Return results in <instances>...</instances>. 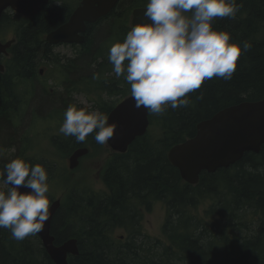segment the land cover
I'll list each match as a JSON object with an SVG mask.
<instances>
[{
    "label": "trees",
    "instance_id": "1",
    "mask_svg": "<svg viewBox=\"0 0 264 264\" xmlns=\"http://www.w3.org/2000/svg\"><path fill=\"white\" fill-rule=\"evenodd\" d=\"M124 1L130 9L148 2L120 0V6L113 7L111 14L101 20L104 28L94 27L100 22L87 24L84 41L76 55L81 56L79 62L74 56L61 65L51 64L55 70L42 66H46L51 75L59 74L65 80V75L86 78L80 82L82 90L97 97L95 105L104 115L119 100L109 105L101 102L100 96L104 92L115 93L118 81L111 79L113 66L108 54L101 53L96 43L102 35L106 37L116 30L120 35L114 34L115 37L124 36L120 41L123 42L131 28L110 20L116 19L110 16L122 11ZM236 3L240 7L234 19L225 17L213 21L216 30L230 33V42L251 44L238 58L232 79L205 80L199 89L189 94L187 107H169L163 115L156 116L149 112V125L155 129L154 133L147 131L135 138L124 154L109 155L101 168L99 178L105 191L79 188L80 185L69 178L67 166L60 161L86 145L92 146V155L104 150L103 145L96 143L95 133L89 134L85 142H77L73 136L55 135L50 144L53 152L42 157L26 155L29 143L22 145L27 160L15 151L7 161L3 162V155L0 156V170L12 159L23 157L30 165L45 167L48 182H53L51 186L66 190L61 206L52 217L51 234L55 244L69 237L76 239L78 254L69 256V264H264V144L257 154L245 153L228 168L214 173L202 172L194 186L183 182L178 170L166 158L172 145L195 134V126L202 119L230 105L264 98V0H236ZM69 13L66 3L56 5L50 0L32 17L7 12L1 16L0 27H13L16 38L8 49L10 57L2 59L5 71L0 72V149L3 151L13 148L17 141L9 128L17 125L16 103L24 105L23 113L32 96V88L25 87L24 81L34 78L42 58L51 59V45L44 41L43 35L63 23ZM93 50L97 54L92 55ZM88 64L94 66L92 75L86 71ZM90 76L92 78H87ZM121 80L125 81L124 77ZM38 81L43 86L42 76ZM121 93L125 95V91ZM48 97L50 107H45L48 99L43 97L37 113L57 111L63 121L69 105L86 108L67 98L66 107H55L53 104L58 102L55 95ZM0 190L6 192L7 188L0 186ZM201 200L210 201L204 214L212 216V222L211 217L204 221L195 211ZM153 202L162 203L165 209L160 239L142 232L143 214L151 211ZM213 216L223 221L217 223ZM117 228L124 231V240L113 236ZM0 264L52 262L36 235L17 241L9 229L0 228Z\"/></svg>",
    "mask_w": 264,
    "mask_h": 264
},
{
    "label": "clouds",
    "instance_id": "2",
    "mask_svg": "<svg viewBox=\"0 0 264 264\" xmlns=\"http://www.w3.org/2000/svg\"><path fill=\"white\" fill-rule=\"evenodd\" d=\"M239 7L236 0H148L143 13L148 22L134 25L108 54L115 76L130 85L135 106L163 115L169 107H187L189 94L205 80H231L238 58L251 44L230 42V33L216 30L213 21L234 19ZM114 131L106 115L76 105L67 107L59 127L77 142L95 133L100 145L107 144ZM0 180L9 186L6 192L0 190V228L9 229L17 241L42 231L50 215L45 167L12 159L0 170ZM22 187L30 191L22 192Z\"/></svg>",
    "mask_w": 264,
    "mask_h": 264
},
{
    "label": "water",
    "instance_id": "3",
    "mask_svg": "<svg viewBox=\"0 0 264 264\" xmlns=\"http://www.w3.org/2000/svg\"><path fill=\"white\" fill-rule=\"evenodd\" d=\"M48 1L0 0V17L8 7L24 16H33ZM116 1L82 0L67 22L46 34L45 41L50 45L63 42L82 43L86 23L91 24L106 15ZM145 9L146 7L133 9L132 26L148 22L143 15ZM12 43L13 40L0 42V53H5ZM0 71H3L2 65ZM107 117L109 125H115L113 137L105 144L111 152L124 153L135 138L146 132L149 125L148 111L143 106L137 108L131 95L117 103ZM263 144L264 98L230 105L210 118L202 119L195 126V134L172 145L167 151L166 158L178 170L185 183L195 185L202 172L214 173L219 169L228 168L239 161L245 153L257 154ZM86 153V148L74 150L68 157L69 169L77 167L79 158ZM20 190L30 191L23 187ZM59 204V199L50 204L49 219L37 235L54 264H69L67 255L76 254L75 239L69 238L59 245H54V236L50 232L51 220Z\"/></svg>",
    "mask_w": 264,
    "mask_h": 264
},
{
    "label": "rangeland",
    "instance_id": "4",
    "mask_svg": "<svg viewBox=\"0 0 264 264\" xmlns=\"http://www.w3.org/2000/svg\"><path fill=\"white\" fill-rule=\"evenodd\" d=\"M126 2V1H124ZM126 4V3H125ZM58 5V4H56ZM123 8V6H122ZM129 7H125L124 10H127ZM11 10H7V13H11ZM130 15L126 21L127 25H129L130 22ZM105 23H100L97 25H94L95 28H104ZM124 29V28H123ZM120 32V31H119ZM126 33V30H124ZM127 34V33H126ZM111 36V33H108V35L105 37V35L102 37H99V40L97 41V46L99 51L101 53H106L109 54V49L110 46L109 44H112V41H107ZM12 37V33L7 34L5 37H0V40L5 41L6 39H9ZM124 37V36H123ZM121 38V40L123 39ZM97 40V39H96ZM108 42V43H107ZM80 51L79 47H75L72 45H58L55 46L53 49H51L49 53V57L51 59L48 60V58H42V61L39 63V65L36 66L35 69V76L32 80L28 81L25 80L26 82L25 87L27 86L28 89L32 88V96L28 99L27 101V108L25 109V113H22V107L24 105L18 106L16 103V118H17V125L12 127H9L11 130H13L14 136L16 138V144L13 146V148H9L8 150L3 151V162L7 161L8 159H11L13 153H17V155H22L24 159H29L27 156H36V157H42V155H49V153H52L53 151L50 149V144H51V135H57L58 133H55L56 131V124L62 125L63 121L62 115L57 112V111H52L49 112L47 111L45 114H39L37 113V108L40 107L39 101L43 97L45 99H48V101L44 104L45 107H50V102H49V97L48 95H55V99L58 100L55 101L57 103L53 104L55 107H60L62 106L64 108V105L66 107V101L65 98L72 99L73 102H75L78 105L85 106L88 108L89 111L92 110H99V108L95 105L97 101V97L93 94H89L85 91H83V87L81 85H77L76 88H71L72 83H78V82H83L82 80L84 77H77L73 75H65L67 80L63 79L61 75L59 74H53L51 75L50 72H48L47 68H44L42 66L48 65L51 70H55V67H53L51 64L57 63L58 65H61L63 62H65L67 59L76 56ZM97 54V51L93 50L92 55ZM90 57V56H89ZM77 59L79 62L81 59V56L78 55L74 57ZM99 59V58H98ZM98 61V60H97ZM60 62V63H59ZM91 64V62H90ZM88 64L87 70L88 74L92 75V72L94 70V66ZM43 68V72L46 75V78H44L42 84L38 81L40 77L39 69ZM82 72V71H81ZM76 73H80L77 72ZM50 74V75H49ZM72 76V77H71ZM115 76V74H113ZM87 78H92V76L87 77ZM89 81V79H87ZM28 83V84H27ZM45 88L43 90L42 87ZM48 88H52L53 92L50 93L48 91ZM34 89V93H33ZM116 92L113 94H105L103 93L101 97V102L107 103V104H113L120 98H122V90H119L118 86L116 87ZM19 94H21L20 91H17ZM46 94V95H45ZM1 97V96H0ZM61 98V99H60ZM60 100V101H59ZM53 103V102H52ZM103 106V105H100ZM22 109V110H21ZM42 109H40V112ZM36 112V113H34ZM22 113V115H21ZM48 113V114H47ZM102 113V112H101ZM11 116L13 112H10ZM156 116V115H155ZM15 117V115H14ZM13 117V120H14ZM15 118V121H16ZM31 123V126L30 124ZM29 125V126H28ZM59 126V125H58ZM152 127H148V131H151ZM154 133V132H153ZM155 140V139H151ZM28 144V151L26 152V155L23 154L24 149L22 148V145ZM15 151V152H14ZM30 151V152H29ZM106 155V152H103L102 154L98 155L95 157V155H87L85 156L81 162L78 164L77 167L74 169H69L70 172V179L75 180L78 185H80L79 188L86 189V190H92L95 192H101L105 191V187L103 184L100 182L97 172L99 171L100 167L103 165V158ZM19 157V156H17ZM23 157H19L22 158ZM61 158V156L58 157V160ZM64 163V165L67 166V160H60ZM49 183V182H48ZM53 182L49 183V193L51 194L50 196L53 198L55 195L58 193L55 190H58L55 186H51ZM0 186L3 188H7L5 184L1 181ZM210 204V201L208 200H201L195 209L197 214L204 220V221H209L211 217L212 222V216H208L204 214V210L207 208V206ZM250 211H247V215H249ZM250 216V215H249ZM215 218V222L220 223L223 221L222 218L219 216H213ZM257 217V216H256ZM165 219V209L164 205L160 202H156L152 205V210L150 213L144 212L143 217H142V223H143V231L144 234L149 235V237L152 238H161L162 237V228H163V223ZM249 221H246V223ZM254 223H257V220L253 222L252 224H249L250 227L254 226ZM213 229V227H212ZM213 229L212 231H214ZM122 234L123 232L119 229L115 231V234ZM142 237V236H141ZM124 240V239H123Z\"/></svg>",
    "mask_w": 264,
    "mask_h": 264
},
{
    "label": "flooded vegetation",
    "instance_id": "5",
    "mask_svg": "<svg viewBox=\"0 0 264 264\" xmlns=\"http://www.w3.org/2000/svg\"><path fill=\"white\" fill-rule=\"evenodd\" d=\"M54 1V0H53ZM75 2H76V4H79V2H80V0H74ZM60 2V1H59ZM119 2H120V0H118L117 2H116V4L114 5V7H116L118 4H119ZM126 2H122L121 3V7L123 6V8L121 9L122 11H116V12H114L110 17H112V16H114L116 19H113V18H110V20H115V21H118V23L119 24H124L125 26H127L128 27V25H127V23H126V21H127V19H128V9L127 10H124V8L125 7H129V6H127V4H125ZM118 6H120V4L118 5ZM72 10V9H71ZM70 14H71V12H70ZM69 14V15H70ZM111 13L109 12L108 13V15H110ZM107 15V16H108ZM69 17V16H68ZM68 17H67V19H68ZM106 17V16H105ZM105 17H103V18H101V19H99L97 22H100V23H102V21L101 20H103ZM107 18V17H106ZM66 19V20H67ZM127 30V29H126ZM121 32H123L124 33V31L122 30ZM122 33V34H123ZM114 34L116 35V36H119L120 35V32H119V30H116L115 32H114ZM9 56L7 55V54H5V55H0V60H2L3 58H8ZM1 62V61H0ZM2 63V62H1ZM40 73H42L41 71H40ZM21 102V101H20Z\"/></svg>",
    "mask_w": 264,
    "mask_h": 264
},
{
    "label": "bare ground",
    "instance_id": "6",
    "mask_svg": "<svg viewBox=\"0 0 264 264\" xmlns=\"http://www.w3.org/2000/svg\"><path fill=\"white\" fill-rule=\"evenodd\" d=\"M103 56V55H102ZM99 65V64H98ZM100 67V66H99ZM69 103V102H68ZM18 104V103H17ZM71 104V103H70ZM62 109V108H61ZM24 112V111H23ZM22 115V114H21ZM61 137V136H60ZM66 141V140H65ZM72 146V145H71ZM39 161V160H38ZM66 241V240H65ZM64 242V241H63ZM75 245H76V247H75V249H76V254H74V255H77L78 254V248H77V241H76V239H75ZM73 255V256H74Z\"/></svg>",
    "mask_w": 264,
    "mask_h": 264
}]
</instances>
